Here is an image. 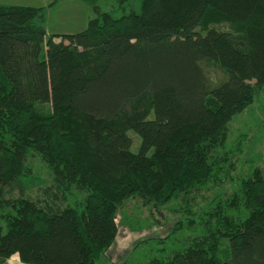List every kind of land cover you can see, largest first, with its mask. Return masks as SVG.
Returning <instances> with one entry per match:
<instances>
[{
  "label": "trees",
  "instance_id": "trees-1",
  "mask_svg": "<svg viewBox=\"0 0 264 264\" xmlns=\"http://www.w3.org/2000/svg\"><path fill=\"white\" fill-rule=\"evenodd\" d=\"M59 1L0 5V212H12L0 224L3 264H97L126 201L160 211L204 189L231 120L264 90V0H142L121 16L81 0L88 27L48 36ZM31 151L52 170L51 202L4 197ZM244 185L245 219L222 208L190 248L149 264H264V169ZM73 190L80 208L56 205Z\"/></svg>",
  "mask_w": 264,
  "mask_h": 264
},
{
  "label": "rangeland",
  "instance_id": "rangeland-1",
  "mask_svg": "<svg viewBox=\"0 0 264 264\" xmlns=\"http://www.w3.org/2000/svg\"><path fill=\"white\" fill-rule=\"evenodd\" d=\"M97 3L102 9L113 12L116 16L130 11L140 13L142 7V0H126L124 5H120L118 0H97ZM83 4L86 3L83 1ZM62 6L66 5H60L49 13L46 24L48 35L70 27L74 32L83 31L88 27L89 9L84 12L83 20L78 19L79 23L74 26V21L66 19L68 11ZM84 6L89 8L87 4ZM203 66L212 82L224 79L223 72L213 65ZM138 139L136 138L137 144ZM210 164L214 173L204 189L191 192L190 195L193 194L189 197L175 195L168 205L159 209L160 211L152 206H143L137 197L126 201L118 211V234L115 244L97 264H149L157 259L164 262L177 253L186 251L197 238L202 237L208 228H211L210 223L216 211L227 208L228 216L246 218L248 211L242 201L244 183L255 169H264V90L256 96L251 106L231 120L227 141L223 149L215 151ZM52 186V170L38 153L31 151L27 156L25 175L11 189L5 191L4 197L18 200L19 204L25 200L38 204L42 201L51 202L53 196H48L46 190ZM58 196L62 200V195ZM84 198V194L73 190L68 194L66 201H57L56 205L80 208ZM11 215L12 212L8 209L0 212V224L4 228L7 224L3 220L4 217ZM216 245L220 258H223L228 248V240ZM4 264L23 263L13 256Z\"/></svg>",
  "mask_w": 264,
  "mask_h": 264
},
{
  "label": "crops",
  "instance_id": "crops-1",
  "mask_svg": "<svg viewBox=\"0 0 264 264\" xmlns=\"http://www.w3.org/2000/svg\"><path fill=\"white\" fill-rule=\"evenodd\" d=\"M54 1L55 0H0V5H4V6H28V7H37L38 8V7H48ZM60 5H66V6H62V7H65L68 11L66 13L65 17L67 20H70L71 22L74 21V23H73L74 26H76L79 23L78 19L83 20V18L85 16L84 12L87 9H89V14H90L89 19L91 18L90 8H87V6H84L86 4H83V1H81V0H61L55 6L48 8L47 16H46V24L49 20L50 11L53 9L54 10L57 9V7H59ZM58 21L62 25H65V23H62L61 19H58ZM84 23H85V20H84ZM46 24H45V27H46ZM46 31H47V27H46ZM74 33H78V32L72 31V27H70V29H62V30L56 31L55 33H53L51 35L49 34L48 36H53V35L60 36V35H67V34H74ZM47 34H48V31H47ZM56 40H59V39H56ZM16 257H18V256L16 255ZM18 259H19V257H18Z\"/></svg>",
  "mask_w": 264,
  "mask_h": 264
}]
</instances>
